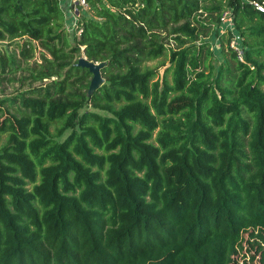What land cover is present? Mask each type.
Segmentation results:
<instances>
[{
  "label": "trees",
  "instance_id": "16d2710c",
  "mask_svg": "<svg viewBox=\"0 0 264 264\" xmlns=\"http://www.w3.org/2000/svg\"><path fill=\"white\" fill-rule=\"evenodd\" d=\"M86 3L0 0V264H264V0Z\"/></svg>",
  "mask_w": 264,
  "mask_h": 264
},
{
  "label": "water",
  "instance_id": "95a60500",
  "mask_svg": "<svg viewBox=\"0 0 264 264\" xmlns=\"http://www.w3.org/2000/svg\"><path fill=\"white\" fill-rule=\"evenodd\" d=\"M78 5L77 1L74 2V6ZM75 65L87 68L89 72H91L92 76L90 79V83L88 86L87 94H90L92 91H94L102 82L103 78L101 76L100 68L103 65V63H97L93 61H89L86 59V57L81 56L78 58Z\"/></svg>",
  "mask_w": 264,
  "mask_h": 264
},
{
  "label": "rangeland",
  "instance_id": "374dc122",
  "mask_svg": "<svg viewBox=\"0 0 264 264\" xmlns=\"http://www.w3.org/2000/svg\"><path fill=\"white\" fill-rule=\"evenodd\" d=\"M67 16H69V15H67ZM230 19H231V16H229L228 20H230ZM225 23H226L225 26H224V24H223V26L226 28L227 25H228V22H225ZM75 26H76V20L75 19L72 20V18L70 19V17H67L66 28H67L68 32H71L72 30H74V27ZM76 34H79V31H77ZM214 41H216V39L211 37L212 47L215 49V46H213L214 45ZM39 50H40V48H38L36 50V52H35V57L37 58V60H39ZM213 59H214L213 60L214 65H219V63H220V56H219L218 53H216V56H214ZM18 85H19L18 82H14L12 85L11 84H3V86L0 87L1 88L0 89V93L1 92H3V93H9V92H11L13 90V88L18 87ZM87 108L90 109V107H87ZM244 252H245V250L240 251L239 252V255L237 256V258L240 261L243 260V256L242 255H243Z\"/></svg>",
  "mask_w": 264,
  "mask_h": 264
},
{
  "label": "built area",
  "instance_id": "2783aa9c",
  "mask_svg": "<svg viewBox=\"0 0 264 264\" xmlns=\"http://www.w3.org/2000/svg\"><path fill=\"white\" fill-rule=\"evenodd\" d=\"M78 5L82 6L83 8H86L87 7V3H86V0H76ZM255 7L260 10V11H264V8L260 5H258L257 3L254 4ZM230 14L228 11H225L224 13H222V16H221V21L223 22H227L228 21V18H229ZM230 21V20H229ZM228 21V25L230 24V22ZM231 44L235 47V41L231 42Z\"/></svg>",
  "mask_w": 264,
  "mask_h": 264
},
{
  "label": "crops",
  "instance_id": "0c3cea01",
  "mask_svg": "<svg viewBox=\"0 0 264 264\" xmlns=\"http://www.w3.org/2000/svg\"><path fill=\"white\" fill-rule=\"evenodd\" d=\"M75 1L76 0H61V2L63 4V7L67 8L68 11H70V10H74L75 11V6H76V5L74 6V2ZM70 18H72V17H70Z\"/></svg>",
  "mask_w": 264,
  "mask_h": 264
}]
</instances>
